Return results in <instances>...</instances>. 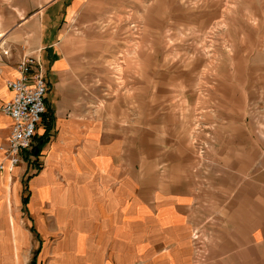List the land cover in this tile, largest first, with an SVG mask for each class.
I'll return each mask as SVG.
<instances>
[{"label":"rangeland","instance_id":"374dc122","mask_svg":"<svg viewBox=\"0 0 264 264\" xmlns=\"http://www.w3.org/2000/svg\"><path fill=\"white\" fill-rule=\"evenodd\" d=\"M73 2L59 0L50 23L70 31L83 98L114 125L126 116L144 150L130 203L151 205L173 177L196 196L183 241L151 213L130 217L123 260L218 264L236 234L264 229V0H79L63 20Z\"/></svg>","mask_w":264,"mask_h":264},{"label":"crops","instance_id":"0c3cea01","mask_svg":"<svg viewBox=\"0 0 264 264\" xmlns=\"http://www.w3.org/2000/svg\"><path fill=\"white\" fill-rule=\"evenodd\" d=\"M58 2L0 0V147L12 126L1 108L13 94L7 81L18 77L24 54L36 58L48 85L46 112L24 162L11 172L0 170V264H31L35 254L38 264H112L107 260L111 253L112 259L119 258L117 264H127L122 255L128 249L129 218L141 221L151 213L158 227L184 229L174 239L186 240L193 225L188 213L193 212L195 191L190 186L182 195V184L173 177L169 190L157 186L151 205L141 197L130 203L133 178L143 176L144 150L126 116L114 125L110 110L84 100L73 73L70 31L50 23ZM78 3L74 0L63 20ZM48 34L55 40L50 42ZM29 171L36 173L29 177V193L23 196L27 186L22 178ZM54 234L58 237L52 243ZM239 237L235 235L229 250L225 245L218 264H264V229L252 233L246 243Z\"/></svg>","mask_w":264,"mask_h":264},{"label":"built area","instance_id":"2783aa9c","mask_svg":"<svg viewBox=\"0 0 264 264\" xmlns=\"http://www.w3.org/2000/svg\"><path fill=\"white\" fill-rule=\"evenodd\" d=\"M18 77L7 81L12 97L2 105V110L12 119L11 133L0 149L3 161L0 170L9 172L18 166L24 152L32 146L37 125L46 112L48 85L42 66L31 54H24L17 65Z\"/></svg>","mask_w":264,"mask_h":264},{"label":"trees","instance_id":"16d2710c","mask_svg":"<svg viewBox=\"0 0 264 264\" xmlns=\"http://www.w3.org/2000/svg\"><path fill=\"white\" fill-rule=\"evenodd\" d=\"M46 140H47V138H44V140L41 141V144H42V145L45 144V143H46ZM40 146H41V145H40ZM40 146H39V147H36V152H39V150H40V148H41ZM24 202H27V200L24 199ZM36 256H37V254L34 255L31 264H36Z\"/></svg>","mask_w":264,"mask_h":264}]
</instances>
